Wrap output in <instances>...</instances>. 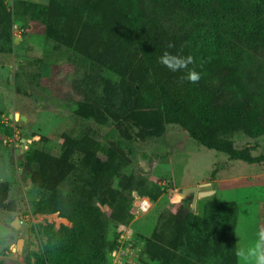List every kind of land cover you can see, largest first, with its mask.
<instances>
[{
  "label": "rangeland",
  "instance_id": "1",
  "mask_svg": "<svg viewBox=\"0 0 264 264\" xmlns=\"http://www.w3.org/2000/svg\"><path fill=\"white\" fill-rule=\"evenodd\" d=\"M5 1L14 12V24L11 38L0 39V182H9V200L17 201V211L0 208V264H48L43 253L49 230L63 227L73 228L82 237L79 244L68 248L69 257L80 260L76 264H238L237 247L250 246L257 230L264 227V47L257 51L245 46L230 50L219 69L203 74L212 87L214 110L229 120L241 117L257 129V136L242 130L233 139L237 148L251 147V155L260 160L249 163L232 159L222 151L207 148L178 124L159 121V117L149 120L144 112L133 111L124 120L125 142L132 152L126 149L122 174L136 169L158 185V197L149 212L132 213L129 222L120 223L112 218L113 203L99 200L90 191L93 170L103 168L112 143L105 136L116 126L100 111L96 116L84 112L92 103L101 104L99 110L106 107L104 87L96 95L90 91L86 71L74 62L59 15H47L40 21L22 19L15 10L19 0ZM80 4L88 13L96 10L98 0H80ZM149 4L170 27L188 33L197 51L203 46L206 39L199 37L201 27L194 15L175 3L145 0V5ZM118 56L104 73L119 88L120 108L128 112L133 87L120 73ZM64 133L97 138L96 163L84 165L82 156L76 155L79 169L69 180L55 192L40 189L30 178L25 153L36 145L59 154ZM114 161V165L120 163L119 158ZM120 178H115L116 187ZM207 182L213 184L219 201L236 207L233 254L230 250L226 258L217 255L213 236L218 230L228 229L214 217L206 222L209 232H201L203 238L196 236L189 252L184 249L160 259L150 258L146 248L160 213L184 212L190 222L197 221V205L190 211L185 204H172L169 194ZM80 203L98 210L97 225L77 219ZM16 220L19 227L14 225ZM202 239L207 240L206 252L196 249Z\"/></svg>",
  "mask_w": 264,
  "mask_h": 264
},
{
  "label": "trees",
  "instance_id": "2",
  "mask_svg": "<svg viewBox=\"0 0 264 264\" xmlns=\"http://www.w3.org/2000/svg\"><path fill=\"white\" fill-rule=\"evenodd\" d=\"M148 1L175 3L194 15L201 27L199 37L206 39L201 43L203 46L197 51L188 33L170 27L150 4L145 5V0H98L96 10L88 13L82 10L80 0H50L49 4L19 0L15 6L16 13L26 20L40 21L47 15H59L68 46L75 56L74 62L86 71L90 91L96 95L99 88L104 87L106 107L99 110L101 104L92 103L84 112L96 116L100 111L102 116L106 114L112 118L116 126L105 136L112 143L103 168L93 170L90 191L99 200L113 203L112 218L120 223L133 218L131 207L136 195H149L154 200L158 197V185L136 169L122 174L121 166L126 164L128 155L126 149L132 152L131 146L125 142L124 120L133 111L144 112L149 120L159 117V121L178 124L207 148L222 151L232 159L249 163L260 160V157L251 155V147L237 148L233 139L242 130L250 136H257V129L241 117L229 120L214 110L212 87L203 74L219 69L228 60L226 53L230 50L245 46L257 51L264 47V0ZM13 24L14 12L5 0H0V39L11 38ZM169 44L174 46L169 48ZM165 51L181 57L190 55L193 63L188 65V69L173 72L158 62ZM117 53L120 73L133 87V103L128 112L120 108L119 88L104 73ZM192 69L201 74L196 84L181 79L186 71ZM98 146V139L90 134L78 138L68 133L62 135L59 154L31 145L25 153V160L31 168L30 178L38 188L55 192L79 169V161L74 159L76 155L82 156L80 162L84 165H95L93 161L97 158ZM115 158H119L118 165L113 164ZM117 176L121 177L118 187L114 184ZM9 192V182H0V208L17 211V201L9 200ZM197 209L199 213L195 223L190 222L184 212L159 214L146 248L150 258L160 259L184 249L189 252L196 236L201 238V232H209L206 222L214 217L222 220L228 229L218 230L213 236L217 255L226 258L230 250L233 254L236 207L219 201L214 195L198 199ZM75 216L81 219V223L88 222L92 226L100 222L98 210L85 203L78 205ZM188 233L191 234L189 241ZM81 240V235H76L73 228L50 229L43 253L45 263L80 262L69 257L68 248ZM206 241L202 239L196 249L206 252Z\"/></svg>",
  "mask_w": 264,
  "mask_h": 264
},
{
  "label": "clouds",
  "instance_id": "3",
  "mask_svg": "<svg viewBox=\"0 0 264 264\" xmlns=\"http://www.w3.org/2000/svg\"><path fill=\"white\" fill-rule=\"evenodd\" d=\"M174 45L169 44L171 48ZM158 62L161 65L166 66L173 72L180 71L181 69H188V65L193 63V57H181L173 55L168 51H165L159 56ZM182 80H187L193 84H196L201 79V74L196 70H188L186 74L181 77ZM235 255L237 257L238 264H264V227H260L256 232L255 241L248 247H237Z\"/></svg>",
  "mask_w": 264,
  "mask_h": 264
},
{
  "label": "water",
  "instance_id": "4",
  "mask_svg": "<svg viewBox=\"0 0 264 264\" xmlns=\"http://www.w3.org/2000/svg\"><path fill=\"white\" fill-rule=\"evenodd\" d=\"M178 197L175 201H172V204L175 205H186L190 208V211L196 209L197 200L207 196H212L215 194L216 189L213 184L210 182L202 183L200 185H189L184 186L183 188L178 189ZM16 227H19V221L14 222ZM21 240L19 241V245Z\"/></svg>",
  "mask_w": 264,
  "mask_h": 264
},
{
  "label": "built area",
  "instance_id": "5",
  "mask_svg": "<svg viewBox=\"0 0 264 264\" xmlns=\"http://www.w3.org/2000/svg\"><path fill=\"white\" fill-rule=\"evenodd\" d=\"M178 197L177 190H172L169 194L170 202L175 201ZM155 200L149 195L138 196L136 195L132 201L131 212L134 215H141L149 212L154 206Z\"/></svg>",
  "mask_w": 264,
  "mask_h": 264
}]
</instances>
